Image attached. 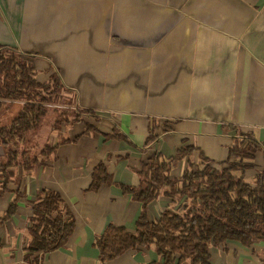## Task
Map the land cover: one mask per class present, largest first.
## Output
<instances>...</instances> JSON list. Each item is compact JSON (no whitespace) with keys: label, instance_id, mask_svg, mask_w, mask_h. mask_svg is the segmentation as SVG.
<instances>
[{"label":"crops","instance_id":"obj_1","mask_svg":"<svg viewBox=\"0 0 264 264\" xmlns=\"http://www.w3.org/2000/svg\"><path fill=\"white\" fill-rule=\"evenodd\" d=\"M1 45L27 55L38 81L57 76L65 101L48 105L36 135L53 147L43 164L0 182V264H28L42 190L60 194L74 228L40 264H167L151 246L102 261L96 244L109 225L135 230L141 205L125 188L142 166L188 148L180 175L189 161H225L235 137L264 145V0H0ZM254 164L249 183L263 151ZM169 202L152 200L149 218ZM210 262L264 264V240L213 245Z\"/></svg>","mask_w":264,"mask_h":264},{"label":"trees","instance_id":"obj_2","mask_svg":"<svg viewBox=\"0 0 264 264\" xmlns=\"http://www.w3.org/2000/svg\"><path fill=\"white\" fill-rule=\"evenodd\" d=\"M63 89L57 76L38 81L28 56L17 48L0 46V112L18 104L14 115L11 110L6 120H0V182L4 188L13 170L30 173L53 149L50 144L37 149L36 135L48 105L65 101L60 93ZM188 151L183 148L170 158L153 155L142 166L138 185L125 188L141 205L135 230L107 226L96 240L102 261L131 248L151 246L167 264H211L213 245L229 240L249 245L264 240V169L252 182L246 179L247 171L254 168L255 154L264 152V145L250 134L241 135L234 138L225 161H189L186 170L173 175L172 169ZM160 195L169 199L171 207L151 220L148 204ZM16 200L2 220L15 212ZM73 228V214L60 194L40 191L32 204L24 260L40 264L43 254L62 246Z\"/></svg>","mask_w":264,"mask_h":264},{"label":"rangeland","instance_id":"obj_3","mask_svg":"<svg viewBox=\"0 0 264 264\" xmlns=\"http://www.w3.org/2000/svg\"><path fill=\"white\" fill-rule=\"evenodd\" d=\"M57 105H59L58 107L61 108L60 106H63V103H58ZM11 110L13 111V113H11ZM16 111H17V106H11V108L6 107L2 112H0V120L1 119L3 121L6 120L7 117L10 116V113H11V115H14ZM40 147H41V145H38L37 149H39Z\"/></svg>","mask_w":264,"mask_h":264}]
</instances>
